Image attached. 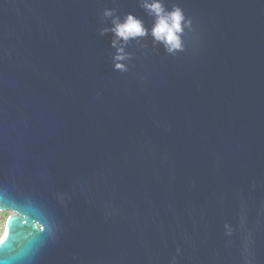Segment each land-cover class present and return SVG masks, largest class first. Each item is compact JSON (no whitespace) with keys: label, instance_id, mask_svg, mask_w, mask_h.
<instances>
[{"label":"water","instance_id":"1","mask_svg":"<svg viewBox=\"0 0 264 264\" xmlns=\"http://www.w3.org/2000/svg\"><path fill=\"white\" fill-rule=\"evenodd\" d=\"M164 2L121 72L140 0H0L3 264H264V0Z\"/></svg>","mask_w":264,"mask_h":264},{"label":"clouds","instance_id":"2","mask_svg":"<svg viewBox=\"0 0 264 264\" xmlns=\"http://www.w3.org/2000/svg\"><path fill=\"white\" fill-rule=\"evenodd\" d=\"M141 6L149 16L153 18V24L149 31L144 22L133 14H127L124 18L115 15L114 9H105L102 18H111V27H104L100 35L112 34V47L116 48L113 56L114 70L127 71V65L121 63L130 59L131 54L125 52V45L131 40L151 35L154 44H162L169 55L185 51L186 29L192 30V19L187 17L179 6L170 9L166 7L164 0H140ZM8 214L10 213H0ZM4 238L0 237V240Z\"/></svg>","mask_w":264,"mask_h":264},{"label":"rangeland","instance_id":"3","mask_svg":"<svg viewBox=\"0 0 264 264\" xmlns=\"http://www.w3.org/2000/svg\"><path fill=\"white\" fill-rule=\"evenodd\" d=\"M0 213H9V212L3 211ZM7 217H8V214H0V237H2V234L5 231V223H6Z\"/></svg>","mask_w":264,"mask_h":264},{"label":"snow or ice","instance_id":"4","mask_svg":"<svg viewBox=\"0 0 264 264\" xmlns=\"http://www.w3.org/2000/svg\"><path fill=\"white\" fill-rule=\"evenodd\" d=\"M7 236H8V233H7V232H5V234H4V238H3L2 240H0V243H3V242H5V241L7 240ZM0 264H3V262H2V261H0Z\"/></svg>","mask_w":264,"mask_h":264},{"label":"bare ground","instance_id":"5","mask_svg":"<svg viewBox=\"0 0 264 264\" xmlns=\"http://www.w3.org/2000/svg\"><path fill=\"white\" fill-rule=\"evenodd\" d=\"M4 234H5V231H4V233L2 234V237L4 236Z\"/></svg>","mask_w":264,"mask_h":264}]
</instances>
